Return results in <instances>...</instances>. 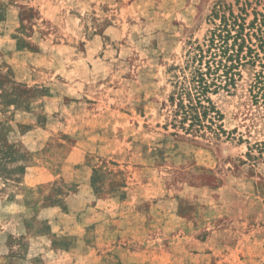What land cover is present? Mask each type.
Returning <instances> with one entry per match:
<instances>
[{
  "label": "rangeland",
  "instance_id": "obj_1",
  "mask_svg": "<svg viewBox=\"0 0 264 264\" xmlns=\"http://www.w3.org/2000/svg\"><path fill=\"white\" fill-rule=\"evenodd\" d=\"M244 1L0 0V264H264V114L240 89L213 96L229 137L167 117Z\"/></svg>",
  "mask_w": 264,
  "mask_h": 264
},
{
  "label": "trees",
  "instance_id": "obj_2",
  "mask_svg": "<svg viewBox=\"0 0 264 264\" xmlns=\"http://www.w3.org/2000/svg\"><path fill=\"white\" fill-rule=\"evenodd\" d=\"M251 6L245 0L235 11L216 3L203 39L189 40L183 62L170 68L168 122L185 135L210 141L230 136L213 98L221 92L243 90L264 114V10Z\"/></svg>",
  "mask_w": 264,
  "mask_h": 264
}]
</instances>
